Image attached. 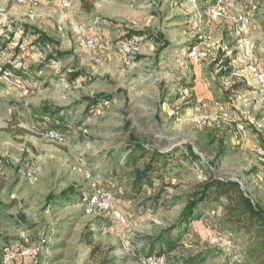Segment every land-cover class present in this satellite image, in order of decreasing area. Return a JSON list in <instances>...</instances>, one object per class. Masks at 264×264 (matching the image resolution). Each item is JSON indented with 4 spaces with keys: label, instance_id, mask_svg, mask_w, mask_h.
Listing matches in <instances>:
<instances>
[{
    "label": "rangeland",
    "instance_id": "rangeland-1",
    "mask_svg": "<svg viewBox=\"0 0 264 264\" xmlns=\"http://www.w3.org/2000/svg\"><path fill=\"white\" fill-rule=\"evenodd\" d=\"M214 1L70 0V9L41 1L39 16L31 22L26 7L0 0V56L9 51L5 43L10 44L17 25L23 26L27 70L35 79L53 80L24 95L14 77L0 76V264L4 248L18 243L41 244L42 253L32 264H100L104 258L115 264H147L143 252L150 238L172 225L189 196L210 178L239 182L264 208V168L257 152L264 151V88L243 82L248 65L264 67V0H224L226 17L220 21L209 16ZM243 13H250L252 21L249 47L241 48L233 18ZM74 27L95 37L93 50L80 51ZM33 30L51 43L34 40L28 34ZM133 38L142 53L125 65L120 46ZM192 47L205 53L198 63L188 56ZM58 52L67 55L57 58L62 70L56 75L44 63ZM229 57L236 59L230 74L224 68ZM22 80L33 86L32 78ZM182 81L192 88L180 90ZM237 82L242 87L229 91ZM97 96L111 100L101 115L86 118L82 101ZM50 107L68 112L59 130L63 145L46 138L56 125ZM132 138L148 150H175L164 207L148 210L144 198L123 197ZM92 181L113 193L125 225L88 215L80 197L60 198L70 188L89 195ZM206 227L232 238L233 247L209 243ZM258 241L225 225L213 204L163 262L180 264L209 249L215 256L203 264H257Z\"/></svg>",
    "mask_w": 264,
    "mask_h": 264
},
{
    "label": "trees",
    "instance_id": "trees-1",
    "mask_svg": "<svg viewBox=\"0 0 264 264\" xmlns=\"http://www.w3.org/2000/svg\"><path fill=\"white\" fill-rule=\"evenodd\" d=\"M36 35L37 41L45 45L48 42L51 43L49 38L41 32L36 31ZM5 45L8 46L6 43ZM66 55V53L60 52H58L57 55H50L47 57L44 64L49 66L53 61H60L57 58ZM230 63L231 59L229 58L224 61L225 72H229L228 74L232 71V69L229 68ZM79 75L71 74L72 78H76ZM16 77L23 79L26 76L17 73ZM180 86V90L183 91L187 88H192L193 85L186 81H182ZM241 87L242 82H237L232 85L229 91L237 90ZM110 100V98L102 99L101 96L92 99H83L82 103L86 104L84 116L88 118L89 115L96 113L103 101ZM48 112L56 118V125H52L54 129L49 130L60 132L59 130L63 128L66 118H68L67 110L50 107ZM132 142L133 145L129 149L130 155L124 162V167L131 171L126 175L128 187L123 193L124 199L137 201L144 198L148 210L150 208L157 209L162 204L163 207L166 206L168 201L165 199V194L167 192V187L170 185L166 183V180L172 178L171 175L167 173V170L175 150H148L133 138ZM188 148L192 149L190 146ZM191 154L192 158L198 159V156L194 152L191 151ZM72 196L80 197L85 203H87L89 199V195L73 188L65 190L60 198L68 201ZM213 204H216L221 210L225 225H228L233 231L245 232L256 240H259L257 244L259 250V260L257 264H264V208L253 201L239 182L218 178H210L196 188L189 196L187 203L180 210L175 222L161 230L158 235L150 238L143 252V256L145 258L157 257L165 259L167 256L173 254L182 246L180 242L182 238L188 234L192 225L200 221L204 216V212L210 209ZM205 240L208 241L206 234ZM92 243L93 242L89 240V244ZM95 250H97V248L94 249L93 254L96 252ZM214 256V251L204 249L182 259L180 264H203ZM17 263L19 262L15 264ZM100 264H115V262L112 259L104 258Z\"/></svg>",
    "mask_w": 264,
    "mask_h": 264
},
{
    "label": "built area",
    "instance_id": "built-area-1",
    "mask_svg": "<svg viewBox=\"0 0 264 264\" xmlns=\"http://www.w3.org/2000/svg\"><path fill=\"white\" fill-rule=\"evenodd\" d=\"M19 5L26 7V17L29 21L34 22L37 20L39 14L37 8L42 3L41 0H15ZM50 3L61 9H70L72 3L70 0H50ZM224 0H215L214 4L211 5L209 9L210 19L213 21H220L226 17L224 9ZM251 21L252 17L250 13H243L233 18L234 23V33L236 38L239 40L240 47H249V34L251 30ZM3 22V21H0ZM3 24V23H2ZM0 23V26L2 25ZM11 26H9L10 28ZM2 32L3 28L0 27ZM76 35L78 36V45L79 49L82 52H89L96 47V40L93 37H86L84 32L79 29H74ZM59 32L62 36H65V30L62 26L59 27ZM15 36L11 39L10 44L8 45V52L0 56V76L5 78L14 77L15 87L18 88L24 95H29L32 92V88L41 90L44 88L47 81L41 79H35L29 71L27 70V64L24 61V55L28 52L27 41L23 38L25 34V29L23 26L17 25L14 29ZM223 50H226L223 48ZM222 50V51H223ZM120 51L122 55V60L125 65H132L136 57L142 53V49L139 45L137 39H129L121 44ZM226 53L231 54V51L227 50ZM188 56L192 61L198 63L202 56H205V53H202L197 47H192L189 49ZM231 56V55H230ZM231 63L236 62V59L229 57ZM223 63V62H222ZM52 69L55 74H60L62 70V65L59 61H53L51 64ZM225 68V67H224ZM21 73L24 76H28L33 79V86L27 85L22 78H17L16 74ZM39 75H44L43 71H39ZM244 81L248 84H257L261 88H264V72L258 70V68L250 64L247 67V74L244 75ZM69 85H65V89H68ZM109 101H103L100 104V107L97 109L95 115H101L108 105ZM172 115L175 112L171 111ZM240 131L243 133L246 132L243 126H239ZM87 133V129L84 130ZM46 138L48 141L63 145L65 138L61 132L55 130L46 131ZM258 155L261 161V164L264 168V151L260 148L258 149ZM31 176V173H29ZM47 214L50 213V208L46 211ZM86 213L88 215H104L115 220L121 225L127 223V218L117 207L115 197L110 190H107L99 185L98 182H91V192L89 194L88 202L86 203ZM205 233L209 243L212 245H218L219 247H233V239L230 237H221L216 235L211 227H206ZM28 240L25 239V243ZM42 253L41 244L36 246L28 247L25 244H10L4 248L1 264H15L16 262H22L25 260L33 261L39 258ZM163 259L157 257H150L147 260V264H164ZM236 264V263H233Z\"/></svg>",
    "mask_w": 264,
    "mask_h": 264
},
{
    "label": "crops",
    "instance_id": "crops-1",
    "mask_svg": "<svg viewBox=\"0 0 264 264\" xmlns=\"http://www.w3.org/2000/svg\"><path fill=\"white\" fill-rule=\"evenodd\" d=\"M41 1H43L42 4H44V5L50 3V2H49L50 0H41ZM11 16H13V15H11ZM14 16H15V18H18V17H19V14H18V13H14ZM45 24L51 26V25H52L51 20H47V21H45ZM39 28H40V27H39ZM74 28H75V27H74ZM36 31H37V30H33L32 33H28V34H29L34 40H37ZM43 31H45V30H43ZM99 34H100V33H99ZM93 38H95V37H93ZM185 50H186V49H185ZM187 50H188V48H187ZM262 52L264 53V50H263ZM263 53H261L262 56H264ZM261 61H262V60H261ZM49 67H51V65H50ZM258 69H259V71L264 72V67L262 66L261 63L258 64ZM246 72H247V70H246ZM47 82L53 83V80H52V79H47ZM186 82H187V81H186ZM244 82H245V81H244ZM181 83H182V82L179 83V86L181 85ZM180 88H181V86H180ZM195 89H196V85H195V88H193V90H195ZM138 212L141 213V210H136V213H138ZM17 264H32V263H31V261H29V260H25V261L19 262V263H17Z\"/></svg>",
    "mask_w": 264,
    "mask_h": 264
}]
</instances>
